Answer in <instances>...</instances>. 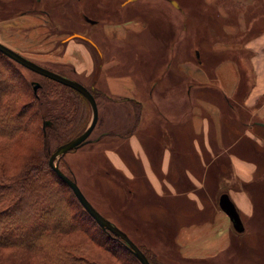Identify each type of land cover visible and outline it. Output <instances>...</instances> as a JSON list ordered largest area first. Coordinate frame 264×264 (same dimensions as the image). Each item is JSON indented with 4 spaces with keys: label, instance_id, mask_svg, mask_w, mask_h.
Returning a JSON list of instances; mask_svg holds the SVG:
<instances>
[{
    "label": "crops",
    "instance_id": "obj_1",
    "mask_svg": "<svg viewBox=\"0 0 264 264\" xmlns=\"http://www.w3.org/2000/svg\"><path fill=\"white\" fill-rule=\"evenodd\" d=\"M199 3L200 11L211 5L219 16L211 24L215 41L206 46L204 57L196 49L197 59L189 55L182 1V11L166 0L132 5L137 11L160 7L165 12L166 30L173 37L168 45L148 34L150 24L138 19L137 12L136 18L101 22L91 37L99 56L84 41L71 38L59 46L74 75L95 76L92 82L99 92L117 100L103 98L111 121L122 119L116 121L119 127L99 137L117 139V148L124 143V155L110 146L101 149L110 169L136 185L139 180L147 185L137 193L139 204L146 198L157 214L163 210L158 215L164 218L155 213L146 226L163 220L158 223L163 232H155L164 235L169 251H178L180 261L216 264L221 256L225 264H239L233 259L236 251L264 252V126L253 123L264 122V20H256L243 41L236 34L253 24L246 10L262 11L252 3L264 5V0ZM37 16L26 12L20 19ZM25 21L20 28L27 27ZM156 47L164 59L158 70L146 73V54L156 60ZM239 60H246L242 70ZM133 102L141 106L136 124ZM223 192L237 208L243 232H236L220 209Z\"/></svg>",
    "mask_w": 264,
    "mask_h": 264
},
{
    "label": "rangeland",
    "instance_id": "obj_2",
    "mask_svg": "<svg viewBox=\"0 0 264 264\" xmlns=\"http://www.w3.org/2000/svg\"><path fill=\"white\" fill-rule=\"evenodd\" d=\"M136 1L138 0H129L127 2L126 0H0V41L33 62L54 72L60 73L65 77L80 81L97 94L96 102L99 110L98 121L88 137L90 141L76 150H71L65 153L58 159L59 166L63 172H65L70 178L76 180L87 199L103 216L125 231L128 237L137 245H142L147 250H150L153 255H157V261H159L160 264H195L194 262H190V260L180 261L178 259L177 250L169 251L167 249L165 241L163 240L164 235L155 232L158 229L159 232H163L164 226H158V223L163 224V220H156L157 224L154 223V225L156 224L157 226L155 227L146 226L149 219H152V216L157 214L155 211L157 207L153 208L148 205L146 198L142 200L144 201L143 203H138L140 194L137 193L140 190L145 191L146 188H148L147 185L140 180L137 181L136 185L135 182L126 179L120 173H118L119 176L116 170L110 169L111 165L108 164L105 153H103L101 148L110 146L116 150H120L119 153L124 155L123 153L125 149H122L124 143L117 148V139L99 136L102 131L119 127L117 126L118 124L116 121L119 122L122 119L117 117L115 118V122L111 121L113 115H111V117L108 116L103 102L104 97L100 96L98 88L93 85L92 81H94L93 79L95 76H88L85 78L81 75L70 74V70H72L73 66L62 57L63 50H61V47L59 46L60 43L67 41L66 38L69 35L78 33L90 38L95 43V46L80 37H73L72 39L86 42L91 47L95 56H99L97 54L99 47L91 37H93L92 35L95 34L96 31L98 32V30H100L101 22L108 21L109 23H113V21L116 20L122 21L125 19H131V17L136 18L137 12L138 19L150 24L148 34L156 35L168 45L173 37L169 36L168 31L166 30L167 22L164 19V15H166L165 12L160 7L143 8L137 11L132 7ZM176 1L179 4V8L175 7L173 4L172 5L177 10H183L180 6L181 1L186 9L183 10V14L185 15L186 13V40H188L189 55H192L194 59H197L196 57L199 56L204 57L208 51L206 46H212L215 41L213 39L214 36L211 34V24L215 20V17L219 18V16L215 15L216 11L212 9L211 5H204L203 12H201L200 0ZM252 4L255 5L256 9H259V6H262V11L246 10L247 13H252L248 16V20L252 21L253 24L251 26L250 24H247L245 29H242V32L236 34V36L241 35L240 38L242 41L244 40V34L251 33L256 20H264V5L260 3ZM26 12L38 14L39 16L20 19V15ZM133 13L134 16L132 15ZM235 13L236 15H239L240 12L236 11ZM86 17L94 20L96 23L92 24L88 22ZM22 20H26L25 22H27L24 24V26L27 25V27L23 29L20 28ZM195 23L196 26L193 25ZM219 29L222 30V28ZM177 32L178 30L176 33ZM183 43L184 41L179 44ZM195 49L196 52H199V56L197 53L195 54ZM156 52L158 54L156 60L151 58L149 52L146 54L149 65L143 70L144 72L150 73V68H153L154 70L159 69L158 67L160 62L164 59V54L158 52V47H156ZM216 54L219 55L218 53ZM178 56L179 55L175 54L174 58L176 59ZM216 57L217 56L213 58ZM7 58L10 59L9 57ZM198 60L200 59L198 58ZM10 61L17 66L28 82L31 83V81H37L41 83L44 81L43 76L19 65L11 59ZM239 61H241L242 70L245 67L246 60ZM207 71L211 73V71ZM43 92L48 94L49 98H42L37 103L32 101L31 96L28 93H25L20 97L17 112L18 110H21L23 104H30L32 106L34 104L32 109L36 110L37 117L36 120L32 121V130L27 132L21 131L11 139H2L3 141L0 142V144L3 143L0 145V147H2L0 149V174L6 173L9 176L17 174L25 164L33 158L35 153L36 155L38 152L43 153L45 145L43 139H41V117L47 118V116H51L55 118L57 115H63L65 110H69L70 113L74 112L73 103H71L73 97L72 94L68 95L65 93L69 102L66 101L56 104L55 101L59 98L58 96H62L61 94L64 92L63 89L47 82L43 88L42 95L44 94ZM146 116L147 114L144 115V118H146ZM26 117L27 116L23 117V119ZM91 117L92 111L89 104L88 107H86L85 117L81 128L79 129V134L86 129L90 123ZM253 123L264 124V122L259 121H253ZM49 125L51 126V124H48V126ZM79 134L77 133L76 136ZM98 137L99 140L97 142L94 141ZM57 141L50 143L51 145L46 144V146L48 145L50 148V150L47 151L48 158L50 153L56 146H58L56 145ZM116 176H118L121 181L118 180ZM61 183L66 186L62 180ZM66 187L67 188L64 187V190L66 191L65 194L71 199L73 209L75 211L77 210L79 213V208H82L83 206L76 199L72 190L68 186ZM133 192H136L134 196ZM7 210L19 211V207L17 208L15 203L11 204ZM159 210L160 212L158 214L163 215V210L160 208ZM20 212L25 214L26 211L23 212L22 210ZM79 214L81 215V223L78 220L80 224L79 227H82L84 230L80 231L81 228L79 230L63 233L62 240L60 239L62 244L67 246L76 245L74 247L77 249L80 248L79 251H77L79 255L88 258V260L92 262L91 264H141L127 247H123L118 241L113 239H104L102 236V234H104L102 233L103 231L101 232L102 234L98 231V224L88 213L87 214L92 218L91 220L84 218L82 213ZM160 215L158 216L162 218L163 216ZM38 219V223L32 225L29 224L23 232H17L16 228H7L6 231L12 233V237L8 238L9 242L11 243L16 239H21L23 241L36 243V240L38 239L37 233H40L41 230L47 233V229L43 228V225H40V222H43V219L40 217H38ZM69 222L70 224L75 225L77 221H68L67 223ZM45 225L51 227L50 223H46ZM39 235L42 234L40 233ZM238 240L236 242L237 247V243L241 242L242 239L240 241ZM19 249L20 248L13 245L0 246V257L9 260H11V258L14 260L16 259L12 264H19L20 261L18 262V259L15 258V251ZM35 253L36 254L33 252L32 254H30V252L27 253L30 254L28 257L29 263H35L39 252ZM232 253L234 252L232 251L228 255L225 254L226 256H229L232 255ZM258 253L259 252L256 251L246 250L236 251L233 259L239 264L250 262L249 258H251V260L256 259V261L264 262V252L260 251V254ZM222 259L223 257L219 256L216 259V261H218L216 264H225V261L223 262Z\"/></svg>",
    "mask_w": 264,
    "mask_h": 264
},
{
    "label": "trees",
    "instance_id": "obj_3",
    "mask_svg": "<svg viewBox=\"0 0 264 264\" xmlns=\"http://www.w3.org/2000/svg\"><path fill=\"white\" fill-rule=\"evenodd\" d=\"M73 73V69L70 70V74ZM43 79L44 81L40 83V87L34 93L32 81L31 83L28 82L17 66L6 55L0 52V142L3 141L2 139H11L21 131L27 132L32 130V121L36 120L37 117L36 110L32 109L34 104L33 106L23 104L21 110L17 112L20 97L28 93L35 103L39 102L42 98H49L48 94L44 92L42 95L43 88L47 82L60 87L64 91L61 94L62 96H58L59 98L55 101L56 104L69 102L65 94L67 93L68 95L72 94L71 103H73L74 107L73 113L65 110L63 115H57L55 118L51 116H47V118L41 117V139H43L45 145L43 153L38 152L37 155L35 153L33 158L17 174L10 176L6 173L0 174V246L13 245L23 249L15 251V258L18 259V262L20 261L19 264H23V262L24 264H91L92 262L88 258L79 255L77 251L80 248L74 247L76 245L67 246L61 243L63 233L82 228L79 227L81 218L79 213H82L84 218L90 220L92 218L83 207L79 208V213L73 209L71 199L65 194L64 187L67 188V185L65 186L61 183V179L50 168L47 155V151L50 150L48 147V145H51L50 143L58 140L56 145H60L69 141L77 133L79 134V129L85 117L86 107L89 104L87 99L76 90L47 77L43 76ZM90 91L96 99L97 94L91 89ZM100 96L108 100L117 101L104 92H100ZM133 103L135 107L134 123L136 124L141 113V106L138 102ZM22 116L27 117L23 119ZM44 120H49L51 126L47 125L43 127ZM135 124H133V127ZM46 144L48 145L46 146ZM15 203L16 207H19V211L7 210L11 204ZM22 210L23 212L26 211L25 214L20 212ZM38 217L43 219L40 225H43V228L47 229V233L43 230L40 231L42 235L37 233L38 239L36 243L21 239L9 242L8 238L12 237V233L7 232V228H16L17 232H23L29 224L38 223ZM68 221L77 222L74 225L70 224V222L67 223ZM46 223H50L51 227L45 225ZM98 228L100 233L103 231L102 233L106 235L101 233L104 239L118 241L120 245L126 248L121 239L99 226ZM83 230L82 228L80 231ZM138 246L151 264H160L157 261V255H153L150 250H147L142 245ZM28 252L30 254L32 252L34 254H36L35 252H39L35 263H29L28 257L30 254H27ZM2 258L0 257V264H12L16 260L13 258L11 260Z\"/></svg>",
    "mask_w": 264,
    "mask_h": 264
},
{
    "label": "water",
    "instance_id": "obj_4",
    "mask_svg": "<svg viewBox=\"0 0 264 264\" xmlns=\"http://www.w3.org/2000/svg\"><path fill=\"white\" fill-rule=\"evenodd\" d=\"M127 1L129 0H126V2ZM169 1L175 7L179 8V4L176 0H169ZM86 20L90 23L95 22L94 20L87 18V17H86ZM73 37L83 38L84 40L90 42L91 44L95 46V43L90 38L82 36L78 33H73L69 35L66 39H71ZM0 52L25 68L41 76L47 77L51 80H54L58 83H61L65 86H68L76 90L77 92L82 94L87 99L88 103L90 104L91 111H92V117H91L90 123L88 124L86 129L82 133H80L78 136L70 139L69 141L63 144L56 146L55 149L49 155L48 164L50 168L54 171V173L72 190V192L74 193V196L79 201V203L83 206L84 210L94 219V221L98 224L100 228L120 238L124 242L128 250L132 253V255L135 256L141 264H151L148 258L146 257V255L144 254V252L139 248V246L135 242H133L128 237L125 231H123L121 228H119L117 225H115L109 219L103 216L87 199L85 194L82 192V190L78 186L76 180L66 175L65 172H63V170L59 166L58 159L61 156H63L65 153L71 150L78 149L79 147L85 145L86 143L90 141L88 137L97 124L98 105L90 89L76 80L65 77L57 72H54L48 68H45L33 62L32 60L28 59L27 57L23 56L22 54H20L19 52L15 51L14 49L10 48L9 46L5 45L2 42H0ZM32 85H33V91L34 93H36L37 89L40 87V83L37 81H32ZM48 124H50V121L44 120L43 127H45ZM261 125L264 126L263 123H261ZM218 205L220 209L228 216L234 230L236 232H243L244 225L240 217V214L227 193L223 192L219 195Z\"/></svg>",
    "mask_w": 264,
    "mask_h": 264
},
{
    "label": "flooded vegetation",
    "instance_id": "obj_5",
    "mask_svg": "<svg viewBox=\"0 0 264 264\" xmlns=\"http://www.w3.org/2000/svg\"><path fill=\"white\" fill-rule=\"evenodd\" d=\"M37 1H39V0H37ZM95 23V22H94Z\"/></svg>",
    "mask_w": 264,
    "mask_h": 264
},
{
    "label": "bare ground",
    "instance_id": "obj_6",
    "mask_svg": "<svg viewBox=\"0 0 264 264\" xmlns=\"http://www.w3.org/2000/svg\"><path fill=\"white\" fill-rule=\"evenodd\" d=\"M98 112H99V110H98Z\"/></svg>",
    "mask_w": 264,
    "mask_h": 264
}]
</instances>
